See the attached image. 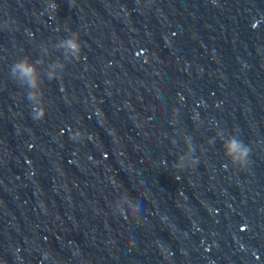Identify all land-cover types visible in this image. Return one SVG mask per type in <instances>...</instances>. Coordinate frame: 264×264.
I'll list each match as a JSON object with an SVG mask.
<instances>
[{
    "label": "water",
    "instance_id": "obj_1",
    "mask_svg": "<svg viewBox=\"0 0 264 264\" xmlns=\"http://www.w3.org/2000/svg\"><path fill=\"white\" fill-rule=\"evenodd\" d=\"M56 2L0 0V264H264V0ZM41 43L34 120L9 69Z\"/></svg>",
    "mask_w": 264,
    "mask_h": 264
},
{
    "label": "clouds",
    "instance_id": "obj_2",
    "mask_svg": "<svg viewBox=\"0 0 264 264\" xmlns=\"http://www.w3.org/2000/svg\"><path fill=\"white\" fill-rule=\"evenodd\" d=\"M44 10L41 14L48 13L50 15H57L59 5L56 0H44ZM70 5H74L70 2ZM17 24L14 18L9 17L5 19L0 25L3 29L12 30L13 26ZM53 46L58 50H63L64 60L71 62L73 59H81L82 42L79 32H72L66 38H60ZM40 49L42 55L40 58L33 61L29 56H23L17 59L9 69L10 78L16 82L20 88L26 89L25 98L31 106V115L34 120H42L46 116L45 109V92L42 87L44 79L42 78L40 66L44 64V56L49 55V47L47 43H41ZM67 63L61 60L48 63L47 70L43 73L49 81L53 79L61 80L63 78V70L66 69ZM189 142V154L180 158V162L174 167L178 172L184 171L186 168H195L198 160L193 158L194 145L192 138L187 137ZM224 154L230 161L231 165L239 168H244L248 162L251 149L239 139L236 135H231L223 143ZM187 161V163H185ZM178 179V177H177ZM139 209V205L135 206Z\"/></svg>",
    "mask_w": 264,
    "mask_h": 264
}]
</instances>
